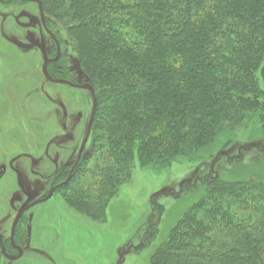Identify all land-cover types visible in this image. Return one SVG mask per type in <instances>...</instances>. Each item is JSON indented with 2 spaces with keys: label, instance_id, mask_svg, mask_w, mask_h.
I'll return each instance as SVG.
<instances>
[{
  "label": "trees",
  "instance_id": "1",
  "mask_svg": "<svg viewBox=\"0 0 264 264\" xmlns=\"http://www.w3.org/2000/svg\"><path fill=\"white\" fill-rule=\"evenodd\" d=\"M39 1L96 99L91 129L103 145L84 147L57 187L70 189L77 212L102 220L134 158L142 168L170 165L219 123L248 115L264 130V0ZM47 69L54 73V62ZM249 170L255 176L241 169L203 179L147 264H264V162ZM159 221L150 220L146 246Z\"/></svg>",
  "mask_w": 264,
  "mask_h": 264
},
{
  "label": "rangeland",
  "instance_id": "2",
  "mask_svg": "<svg viewBox=\"0 0 264 264\" xmlns=\"http://www.w3.org/2000/svg\"><path fill=\"white\" fill-rule=\"evenodd\" d=\"M48 28L60 48L49 75L63 72L62 79L86 84L65 32L59 26ZM40 47L54 56L36 5L0 0V236L5 240L29 197L42 199L51 185L65 181L92 105L88 91L44 78ZM101 137L91 129L85 152H91L92 145H103ZM263 162L264 130L256 117L248 115L238 125L221 122L207 143L184 151L170 165L142 168L134 158L130 180L108 201L102 220L77 212L67 202L70 189L57 188L17 223L15 244L28 245L22 257L9 261L0 253V264H147L180 214L197 200L196 187L203 179L229 177L241 169H246L244 176L253 177L256 172L249 169ZM159 217L155 240L146 246L150 220ZM5 254L17 256L13 250Z\"/></svg>",
  "mask_w": 264,
  "mask_h": 264
},
{
  "label": "water",
  "instance_id": "3",
  "mask_svg": "<svg viewBox=\"0 0 264 264\" xmlns=\"http://www.w3.org/2000/svg\"><path fill=\"white\" fill-rule=\"evenodd\" d=\"M31 1L37 3L39 15H40V20H41L42 25H44V19H43V14H42V11H41V8H40L39 0H31ZM56 47H57L56 56L52 60L48 58V56H47V54L45 52V49L43 47L41 48V53H42V57H43V63H42V66H41V72H42L43 76L51 83L58 84V85H67L68 87H71L73 89L75 88V89H81V90L88 91L90 93V96H91V99H92V105H91L90 115H89V119H88V123H87V127H86V132H85V135H84L83 140L81 142L80 148L78 150L75 162H74V164L71 167L70 173H69L67 179L62 183V184H64V183H66L69 180L74 167L77 165V163L79 162V160H80V158L82 156L84 147L86 145V142H87V139L89 137L90 130H91V125H92V121H93V117H94V113H95V108H96V99H95V96H94L93 89L88 83L83 84V85L72 84V83H69V82H67L65 80L53 79L47 74V71H46L47 65L50 62H54V61H56L59 58V46L57 45V43H56ZM55 188L56 187H52L49 190L48 194L44 198L32 201L31 198L29 197L26 200V202L21 205V207L17 211V214H16V216H15L13 222H12V225H11V229H10V240L11 241L13 240V235H14V231H15L16 225H17L19 219L21 218V216L23 215V213H25L31 207H33L35 205H38L40 203H44L47 200H49L52 197ZM0 248H1V253L3 254V256L8 258V259L16 260L22 255V250L19 249V248H18L19 254L16 257L11 258L8 255H6L5 251H4L3 241H2V237L1 236H0Z\"/></svg>",
  "mask_w": 264,
  "mask_h": 264
},
{
  "label": "flooded vegetation",
  "instance_id": "4",
  "mask_svg": "<svg viewBox=\"0 0 264 264\" xmlns=\"http://www.w3.org/2000/svg\"><path fill=\"white\" fill-rule=\"evenodd\" d=\"M23 1H25V2H30V3H34L35 5H36V8H37V12H38V18H39V23L41 24V26H42V28H43V30H44V32L48 35V37L50 38V40L52 41V44H53V46H54V48H55V54H54V56L53 57H49V51L47 52L46 50H45V52H46V54H47V56H48V58L49 59H54V57L56 56V49H57V47H56V40H55V38H54V36H53V34H52V32H51V30L50 29H48L47 28V26H46V24H45V17H44V15H43V19H44V25H42V23H41V20H40V15H39V11H38V5H37V3H35V2H33V1H31V0H23ZM40 2V1H39ZM40 8H41V4H40ZM42 11V10H41ZM42 14H43V12H42ZM53 36V37H52ZM41 48L42 47H40V52H41ZM44 48V47H43ZM45 49V48H44ZM41 55H42V53H41ZM59 56H60V48H59ZM51 63H53V62H50L49 64H51ZM48 64V65H49ZM48 65H47V67H46V71H47V74L49 75V73H48ZM50 76V75H49ZM51 77V76H50ZM45 78V77H44ZM52 78V77H51ZM46 79V78H45ZM54 79V78H53ZM47 80V79H46ZM61 80H64V79H61ZM48 81V80H47ZM65 81H67V80H65ZM67 82H69V83H72V82H70V81H67ZM72 84H76V83H72ZM78 85V84H77ZM65 86H67V85H65ZM69 88H71V87H69ZM73 89V88H72ZM84 151V150H83ZM83 154V153H82ZM77 156V155H76ZM82 157V156H81ZM76 159V158H75ZM81 159V158H80ZM74 162H75V160H74ZM74 162L72 163V165L74 164ZM72 165H71V167H72ZM71 170V169H70ZM70 170L68 171L69 173H70ZM69 173H68V175H69ZM68 175H67V177H68ZM67 177H66V179H67ZM65 179V180H66ZM59 185V184H58ZM58 185L56 184V185H51V187H50V189L52 188V187H58ZM56 188H55V190H56ZM54 190V191H55ZM53 194H54V192H53ZM34 207V206H33ZM20 220V219H19ZM19 222V221H18ZM17 226V225H16ZM15 230H16V228H15ZM14 233H15V231H14ZM15 235V234H14ZM13 235V240L11 241L10 240V235H9V238L7 239V240H5V239H3L2 238V241H3V247H4V251H15L16 253H17V255L19 254V251H18V248L19 249H21L22 250V255H23V252H24V250L28 247V245L27 244H23L21 241H17V243L15 244V241H14V239H15V236ZM6 246H7V248H6ZM0 253H1V248H0ZM2 254V253H1ZM22 255L18 258V259H20L21 257H22ZM2 256H3V254H2ZM4 257V256H3ZM10 257V256H9ZM16 257V256H15ZM4 258H6V257H4ZM12 258V257H11ZM6 259H8V258H6ZM18 259H16V260H18ZM16 261V260H14V259H9V261Z\"/></svg>",
  "mask_w": 264,
  "mask_h": 264
}]
</instances>
